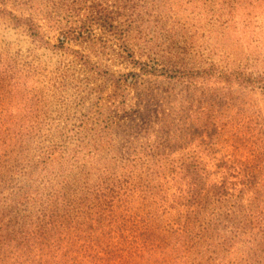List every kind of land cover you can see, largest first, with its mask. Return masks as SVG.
<instances>
[{"label": "rangeland", "instance_id": "obj_1", "mask_svg": "<svg viewBox=\"0 0 264 264\" xmlns=\"http://www.w3.org/2000/svg\"><path fill=\"white\" fill-rule=\"evenodd\" d=\"M0 264H264V0H0Z\"/></svg>", "mask_w": 264, "mask_h": 264}]
</instances>
